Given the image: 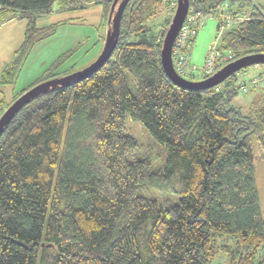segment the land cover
Returning a JSON list of instances; mask_svg holds the SVG:
<instances>
[{
	"label": "trees",
	"instance_id": "obj_1",
	"mask_svg": "<svg viewBox=\"0 0 264 264\" xmlns=\"http://www.w3.org/2000/svg\"><path fill=\"white\" fill-rule=\"evenodd\" d=\"M113 1L0 0V24L28 22L0 85L17 83L37 44L66 22L39 28V18L92 4H102L107 18ZM165 1L130 0L107 63L39 95L5 127L0 264H264L254 144L256 138L264 146V87L247 91L256 96L244 111L230 104L240 85L227 96L219 85L176 86L161 61L174 12L159 39L149 38L147 26ZM223 3L252 16L224 34L219 50L232 52V61L264 53L263 7L251 0H190V9ZM65 61L60 57L6 108L57 78ZM128 117L165 146L162 167L136 157Z\"/></svg>",
	"mask_w": 264,
	"mask_h": 264
},
{
	"label": "rangeland",
	"instance_id": "obj_2",
	"mask_svg": "<svg viewBox=\"0 0 264 264\" xmlns=\"http://www.w3.org/2000/svg\"><path fill=\"white\" fill-rule=\"evenodd\" d=\"M168 1L164 2L160 13L147 22V26L150 29V39L160 38L164 26L171 19L172 11L175 13L177 1L175 4H173L174 1L172 0ZM251 2V5L264 8V0H251ZM103 12L102 4H92L84 10L66 13L54 12L51 15L39 18L37 20L39 28L49 27L59 21L66 22L57 28L54 35L37 44L23 69L20 79L18 82L16 81L17 83L14 85H0V95L3 99L4 97L6 98L3 101L4 107L6 108L7 104L13 100L11 92L14 87H19V90H22L32 84L60 57L66 61L59 68L58 72H60V75L58 77L70 75L93 64L104 49L109 29V16L107 18L103 17ZM27 24L28 22L25 19H15L5 24H0V39H24ZM218 25L219 20L216 17L209 18L206 24L199 28L195 41L189 49L191 62L199 69L204 67L206 56L212 45L217 41ZM11 44L14 46L16 41L12 40ZM218 45L220 47L219 42ZM66 56L68 58H65ZM259 75L264 76V63L255 64L240 70L231 77V80H233L231 83L222 82L218 86L219 91L224 96H227L228 92L234 91L240 85V81H248ZM186 79L199 82L203 78L197 75L195 78L187 77ZM255 96L256 93L253 91L244 92L238 89L235 94H232L230 104L248 111ZM127 128L128 133L133 135L138 141V149L135 151L136 157L139 159L147 158L154 169L162 167L167 159L165 146L155 141L142 124L132 121L129 117L127 118ZM261 136L264 137V133ZM254 144L257 154L255 177L264 219V146L256 138ZM226 244L233 245V241L229 240Z\"/></svg>",
	"mask_w": 264,
	"mask_h": 264
},
{
	"label": "water",
	"instance_id": "obj_3",
	"mask_svg": "<svg viewBox=\"0 0 264 264\" xmlns=\"http://www.w3.org/2000/svg\"><path fill=\"white\" fill-rule=\"evenodd\" d=\"M130 0H114L110 9L108 17V32L106 36V42L104 49L99 58L90 66L80 71L71 73L64 77H57L45 82H42L23 95H21L16 101L8 107L0 117V136L3 133L5 127L11 122L14 116L21 110V108L39 95L55 89L58 86L70 85L82 81L89 77L93 73L99 71L111 58L114 50L116 49L118 39L120 36L121 20L124 10ZM177 6L172 18V22L168 27L163 40V46L161 51V61L163 69L169 79L178 87L188 90H206L220 85L222 82L229 80L234 74L240 70L247 68L255 64L264 63V53L246 55L233 60L209 77L196 82L190 81L182 77L175 69L172 61V49L175 40L182 28L186 17L190 9V0H176ZM230 82V81H228Z\"/></svg>",
	"mask_w": 264,
	"mask_h": 264
},
{
	"label": "built area",
	"instance_id": "obj_4",
	"mask_svg": "<svg viewBox=\"0 0 264 264\" xmlns=\"http://www.w3.org/2000/svg\"><path fill=\"white\" fill-rule=\"evenodd\" d=\"M175 3L176 1L173 2V4ZM231 8L229 3H223L208 11H195L194 9H189L186 20L180 29L172 49L173 65L182 77L195 78L198 75L205 79L232 61L234 54L230 51H220L218 42L220 44V39L226 31L233 27H237L243 21L251 19L252 14L249 10H240L238 8L231 10ZM212 17H216L219 20L217 41L209 50L204 67L199 69L197 66L191 64L189 49L192 45L191 41L198 34L199 28L204 26L207 20ZM240 82L241 89L244 92L256 87H264L263 76H256L248 81L242 80Z\"/></svg>",
	"mask_w": 264,
	"mask_h": 264
},
{
	"label": "crops",
	"instance_id": "obj_5",
	"mask_svg": "<svg viewBox=\"0 0 264 264\" xmlns=\"http://www.w3.org/2000/svg\"><path fill=\"white\" fill-rule=\"evenodd\" d=\"M12 40L16 41V44L14 46H12L11 44ZM23 40L24 39H0V76L3 72L4 67L12 61L14 53L22 45ZM190 62H191V58H190ZM20 91L21 90H19V87H14L13 91L11 92L12 97H14ZM1 99L3 98L0 95V101ZM4 99L6 98L4 97ZM3 103L2 106H0V110L5 108Z\"/></svg>",
	"mask_w": 264,
	"mask_h": 264
},
{
	"label": "clouds",
	"instance_id": "obj_6",
	"mask_svg": "<svg viewBox=\"0 0 264 264\" xmlns=\"http://www.w3.org/2000/svg\"><path fill=\"white\" fill-rule=\"evenodd\" d=\"M203 80V79H202Z\"/></svg>",
	"mask_w": 264,
	"mask_h": 264
}]
</instances>
